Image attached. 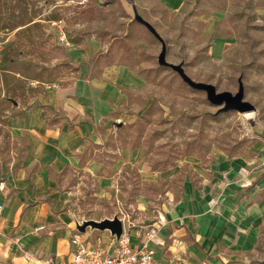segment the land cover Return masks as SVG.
<instances>
[{"label":"rangeland","instance_id":"rangeland-1","mask_svg":"<svg viewBox=\"0 0 264 264\" xmlns=\"http://www.w3.org/2000/svg\"><path fill=\"white\" fill-rule=\"evenodd\" d=\"M0 47V156L12 155L3 126L12 101H38L51 124L84 128L50 170L46 197L75 226L105 218L125 230L163 226L185 184L220 159L264 155V0H0ZM162 49L215 93L242 87L252 108L210 102L159 64ZM76 83L85 105L65 121L46 97ZM87 230L91 241L113 235L79 232ZM244 264H264V215Z\"/></svg>","mask_w":264,"mask_h":264},{"label":"crops","instance_id":"crops-1","mask_svg":"<svg viewBox=\"0 0 264 264\" xmlns=\"http://www.w3.org/2000/svg\"><path fill=\"white\" fill-rule=\"evenodd\" d=\"M80 90L76 83L73 91L60 88L46 98L55 101L65 121L72 120L85 105ZM12 105L3 124L13 138L12 155L0 156L5 184L0 191V263H68L76 222L46 197L52 187L50 170H58L68 152L78 148L84 128L51 124L38 101L25 105L20 99ZM262 189L264 155L220 159L201 179L186 183L167 211L166 222L149 242L155 258L165 264L246 263L264 215V197L258 196ZM87 233L82 235L88 241L98 240H89Z\"/></svg>","mask_w":264,"mask_h":264},{"label":"built area","instance_id":"built-area-1","mask_svg":"<svg viewBox=\"0 0 264 264\" xmlns=\"http://www.w3.org/2000/svg\"><path fill=\"white\" fill-rule=\"evenodd\" d=\"M4 186V182L0 180V191ZM2 209L3 205L0 203V212ZM160 227L155 223H146L131 230L122 229L119 236L113 234L105 241L96 242L88 241L75 228L70 237L71 259L68 263L60 264H165L155 258V250L149 245ZM29 258L26 255V259ZM47 264L55 263L48 261Z\"/></svg>","mask_w":264,"mask_h":264},{"label":"water","instance_id":"water-1","mask_svg":"<svg viewBox=\"0 0 264 264\" xmlns=\"http://www.w3.org/2000/svg\"><path fill=\"white\" fill-rule=\"evenodd\" d=\"M159 64L169 65L174 70H176L181 78L191 87L205 89L207 92V98L210 102L220 105L223 104V110H237L239 112H244L250 110L252 105L242 100V87H239L238 92L235 95H231L229 92L215 93L214 88L209 84L196 83L190 80L188 76L185 75L182 68L179 65L170 64L165 61V51L162 49L158 57ZM90 225L98 229H110L112 234L119 236L122 232V224L119 219L113 218L112 220L105 218L101 221L87 220L84 221L82 226H76L78 231H84L85 227Z\"/></svg>","mask_w":264,"mask_h":264},{"label":"bare ground","instance_id":"bare-ground-1","mask_svg":"<svg viewBox=\"0 0 264 264\" xmlns=\"http://www.w3.org/2000/svg\"><path fill=\"white\" fill-rule=\"evenodd\" d=\"M251 114H253V113H247V114L245 113V116H250Z\"/></svg>","mask_w":264,"mask_h":264},{"label":"trees","instance_id":"trees-1","mask_svg":"<svg viewBox=\"0 0 264 264\" xmlns=\"http://www.w3.org/2000/svg\"><path fill=\"white\" fill-rule=\"evenodd\" d=\"M126 1H128V2H129V0H126Z\"/></svg>","mask_w":264,"mask_h":264}]
</instances>
